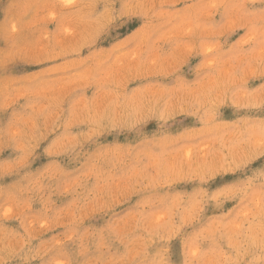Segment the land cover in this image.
<instances>
[{
  "label": "rangeland",
  "instance_id": "rangeland-1",
  "mask_svg": "<svg viewBox=\"0 0 264 264\" xmlns=\"http://www.w3.org/2000/svg\"><path fill=\"white\" fill-rule=\"evenodd\" d=\"M0 264H264V0H0Z\"/></svg>",
  "mask_w": 264,
  "mask_h": 264
}]
</instances>
